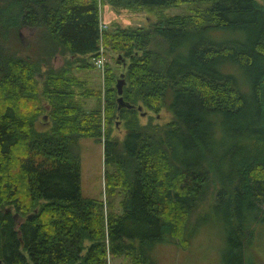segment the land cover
Here are the masks:
<instances>
[{"label": "trees", "instance_id": "obj_1", "mask_svg": "<svg viewBox=\"0 0 264 264\" xmlns=\"http://www.w3.org/2000/svg\"><path fill=\"white\" fill-rule=\"evenodd\" d=\"M106 1L156 19L100 29ZM183 3V13L163 10ZM24 24L39 27L29 42ZM209 28L246 37L208 40ZM99 43L129 59L120 91L105 61L102 107L101 89L83 86L74 64L95 66ZM58 52L65 61L53 68L49 57ZM89 95L97 103L85 109ZM119 95L131 106L117 107ZM45 100L52 123L41 130L34 121ZM139 106L166 107L172 119L143 123ZM115 118L126 128L120 141ZM86 135L102 141L109 167L106 217L103 198L80 191L76 144ZM211 184L212 210L222 208L230 242L244 244L251 222L264 221L263 2L0 0V264H108V249L125 254L126 264H146V247L157 240L188 245L196 196Z\"/></svg>", "mask_w": 264, "mask_h": 264}, {"label": "rangeland", "instance_id": "obj_2", "mask_svg": "<svg viewBox=\"0 0 264 264\" xmlns=\"http://www.w3.org/2000/svg\"><path fill=\"white\" fill-rule=\"evenodd\" d=\"M264 3V0H258ZM100 6V16L101 22L106 24L107 27L113 28L115 25H145L150 19L154 21L156 19V14L151 12L150 10H126V8L114 9L112 5L109 4L108 1L99 3ZM186 3H183L179 6L173 5L167 7V9L163 8L166 14L170 13H183L185 11ZM39 27L31 25H22L20 27V34H22L23 39L27 42L32 40V37L35 31H38ZM158 36V35H157ZM205 37L208 40H216L222 41L225 39L235 40L240 39L244 40L246 37L245 33L240 29L229 30L228 28L222 29H211L207 31ZM164 42V41H162ZM161 42V43H162ZM155 47V44L153 45ZM157 47V45H156ZM103 56L104 61H108L112 69L115 70L118 78H121L123 71H125V66L129 59L127 56L123 55L122 52H115L111 48H106L103 45ZM99 52L97 51L96 55ZM93 55V57H96ZM84 56V55H83ZM50 63L53 68H57L61 65L65 58L62 53H56L53 56L49 57ZM78 61H75V67H81L84 71L83 77L89 78L90 83L83 84L89 88H99L100 92V100L101 107L104 102V84L102 82L103 77L98 69H92L94 67H98L97 65L92 68L87 65V60L78 58ZM93 60V59H92ZM74 67V68H75ZM45 68L43 66L41 69L42 74L39 76V80L41 83L43 78L45 77ZM74 68L72 70H74ZM234 72V76H238L243 85L247 84V73L239 66H236L232 69ZM76 71H78L76 69ZM78 77L82 78L81 74L78 71ZM124 78V77H123ZM116 79V80H117ZM115 80V81H116ZM117 83V81H116ZM93 88V89H94ZM249 92V84H248ZM79 89V88H78ZM90 98V99H89ZM88 98L86 103L84 104L85 109H89V107L94 106L97 102L96 96L92 95ZM117 101V100H116ZM46 106L44 108L43 113L38 115V118L34 121L35 126L40 128L41 130H48L51 125V116L44 115L48 113V107L50 104L45 100L43 102ZM149 116L155 122H165L172 119V113L166 107H162L159 111L155 112L152 109H148L145 106L138 108V118L145 123ZM113 120L112 122V136L118 138V140H122L125 136V126L121 119ZM102 141L96 140L91 135L79 136L78 138V153H79V161H80V191L82 196L85 197H95L97 199H102L103 204L101 209L103 210L104 217L108 214L110 210L109 202L111 200V196L109 192L106 191L105 186L103 184L104 178L103 169L109 168L108 165L104 162L103 156V145ZM223 146H221V149ZM220 149V148H219ZM220 149V150H221ZM236 159L233 156H229L228 161L231 162ZM216 188L214 184L207 185L203 190L204 194L201 196L197 194L196 198L199 200L196 204V207L193 211L190 218V223L194 224V229H192V236L190 237V241L187 246H183L181 244H177L175 239L168 241H155L151 246L146 247V264H264V221L261 219H256L251 222L250 227L246 232V240L244 244L238 245L234 242H230V238L228 236L229 229L226 227L223 222V218L220 217L223 215L222 208L217 207V211L212 210V203L214 202V194L216 193ZM106 192L108 194H106ZM114 197V195H113ZM36 210V208L34 209ZM124 254L117 253L111 254L109 249L107 251L106 260H108V264H124Z\"/></svg>", "mask_w": 264, "mask_h": 264}, {"label": "built area", "instance_id": "obj_3", "mask_svg": "<svg viewBox=\"0 0 264 264\" xmlns=\"http://www.w3.org/2000/svg\"><path fill=\"white\" fill-rule=\"evenodd\" d=\"M107 27L106 24L102 23L101 22V19L99 20V28L100 29H105ZM98 52L99 54L96 55V57H93V62L95 63V65H97L98 69H100V72L102 74V77H103V72H104V64H105V61H104V52H103V45L101 43H99V48H98Z\"/></svg>", "mask_w": 264, "mask_h": 264}, {"label": "crops", "instance_id": "obj_4", "mask_svg": "<svg viewBox=\"0 0 264 264\" xmlns=\"http://www.w3.org/2000/svg\"><path fill=\"white\" fill-rule=\"evenodd\" d=\"M90 68H92V67H90ZM76 69L79 71V74H81V76L83 77V74H84V71H85V70H83L81 67H79V68L76 67L75 70H76ZM92 69L94 70V69H98V68H97V67H94V68H92ZM98 70H100V69H98ZM78 71H77V73H78ZM84 78L86 79V80L84 81L85 84H86V83H90V82H89V78H87V77H85V76L83 77V79H84ZM90 96H91V95H89V96H87V97L85 98V103H86V101L88 100V98H89ZM89 99H90V98H89ZM120 197H121V196H119L118 193H115V194H114V198H113V199H114V207H113V208L116 209V210H121V208H120V204H119ZM124 256H125L124 259H126L125 262H124V264H126V262L128 261V259L126 258L127 256H126L125 254H124Z\"/></svg>", "mask_w": 264, "mask_h": 264}, {"label": "water", "instance_id": "obj_5", "mask_svg": "<svg viewBox=\"0 0 264 264\" xmlns=\"http://www.w3.org/2000/svg\"><path fill=\"white\" fill-rule=\"evenodd\" d=\"M124 78L121 77L119 79H117V83H116V86H117V90L120 91L121 90V86H122V83H123V80ZM117 107L119 106H123V105H126V106H131V104L129 103V101H127L126 99H124L121 95H119L117 98ZM14 216L17 214L16 212H13Z\"/></svg>", "mask_w": 264, "mask_h": 264}]
</instances>
